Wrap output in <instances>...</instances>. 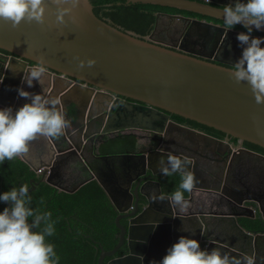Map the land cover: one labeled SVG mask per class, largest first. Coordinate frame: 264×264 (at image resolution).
I'll return each instance as SVG.
<instances>
[{
  "label": "water",
  "instance_id": "95a60500",
  "mask_svg": "<svg viewBox=\"0 0 264 264\" xmlns=\"http://www.w3.org/2000/svg\"><path fill=\"white\" fill-rule=\"evenodd\" d=\"M126 1L177 7L203 15L202 18H188L185 14L158 13L154 32L159 28L160 15L169 19L167 31L175 21L184 19L191 20L193 28L218 30V36L226 31L229 37H236L242 31L235 28L226 30L208 20L206 16L220 20L223 17L224 7L211 4V0ZM45 4L43 22L22 20L13 27L9 22L0 20V49L5 52L0 51V59L6 75L0 88L1 104L12 105L17 89L15 77L20 78L23 74L27 77L30 71L27 60H33L57 71L53 74L44 68V72L50 76L49 85L61 94L60 100L64 108L70 100L73 104L78 101L83 111H87V119L93 121L102 120L104 114L110 112L106 120L110 127L103 132L121 131L120 134H124L127 133L125 130L131 128L164 132L170 127H177L202 138L221 141L207 132L172 120L170 114L173 113L264 148V103H256L247 82H235L229 71L231 66L199 58L211 56H195L170 44L157 43L152 34L141 36L133 31L123 30L98 17L91 0H79L75 6L71 0H67L62 7L69 8L70 11L65 13L63 23L56 20L57 5L53 0H45ZM235 41L232 39L231 46ZM89 58L95 60L91 66L86 63ZM79 60H84L85 64L80 66ZM18 71L22 72L19 76ZM1 76L2 74L0 78ZM69 76L86 83L72 80ZM76 107H79L78 104ZM98 132L100 133L88 130L84 133V139L93 141L92 153L95 157L104 159L107 165L111 163V172L105 173L106 178L92 174L72 189H65L75 192L90 180L96 179L117 210L115 223L119 228L118 242L112 249L100 254L97 264H103L106 256L114 255L126 239L127 253L114 257L108 264H150L152 261H159L166 254V247L173 244L177 229L180 228L179 221L188 217H184L180 211H174L173 207L168 209L153 201L156 197L145 187L147 183H153L157 189L156 195L163 194L160 181L153 177L159 170L147 168L145 163L141 166L134 164L130 159L146 154L136 155L130 150L115 154L101 151L95 153ZM139 139L137 144L141 143ZM83 142L81 139L80 144L70 145L63 151H80ZM99 142L100 150L104 140L97 141ZM241 150L263 156L247 147H242ZM155 151L157 162L163 151ZM115 158L118 159V165L114 162ZM123 159H127L126 162ZM23 161L41 175V181L56 186L54 177L59 175V171L53 163L36 165L24 157ZM76 163L77 161L73 162V168ZM116 166L121 168L120 172ZM148 169L151 171L150 175H146ZM135 181L137 185L133 188ZM140 195L150 199V204L141 211L138 206ZM164 196L167 199L169 194ZM167 212L169 214L165 215ZM123 218H129L128 226L122 223ZM233 218L239 224L237 217ZM165 225H168V229H163ZM200 227L202 228L201 225ZM244 232L250 237L255 236L251 230ZM158 238L166 241L163 247L155 244ZM154 245H158V249ZM154 253H158V259H151Z\"/></svg>",
  "mask_w": 264,
  "mask_h": 264
},
{
  "label": "flooded vegetation",
  "instance_id": "af4514ba",
  "mask_svg": "<svg viewBox=\"0 0 264 264\" xmlns=\"http://www.w3.org/2000/svg\"><path fill=\"white\" fill-rule=\"evenodd\" d=\"M210 2L211 4L225 7V5L231 3V0H211ZM185 16L188 18L196 17L189 15ZM165 18V16L160 15L159 28L155 32L153 28V30L147 34H152L157 43L170 44L180 51L195 56H211H202L199 58L231 67L233 62L241 54V48L237 47L238 42L236 37H229L226 31L218 36L217 34L220 33L218 30L206 31L203 28H193L191 20L189 21L186 19L176 21L167 31L166 25L169 21H165ZM210 21H214L220 26H223L222 22L215 20ZM233 28L245 31L244 28H236L235 26ZM253 34L264 36V32L261 31L254 30ZM232 39L236 41L231 46ZM0 51L5 53L4 50L0 49ZM27 61V66L30 67L29 70L37 67L39 64L33 60ZM226 61L228 63H226ZM44 68L50 73H57L56 70L45 66ZM21 73V71H18L17 75L19 76ZM0 74H2L0 78L1 88L5 81L4 77L6 78L4 64L1 59ZM22 77H15L17 80V88L23 87L25 90L39 93L43 97L58 99L59 104L57 107L63 110L69 125L65 129L64 134L57 138L37 135L34 140L29 142L28 151L17 156V158L21 160H23V157L27 158L36 165L48 162L53 163L56 170L59 171V175L57 174V176L54 177L56 186H52L58 191L72 189L78 182L92 174H98L106 178L105 173L109 174L111 172L109 170V165L111 163L107 165L104 159L95 157L91 147L93 141L90 139L85 140L84 133L88 130L100 131V133L98 132L96 134L95 153H99V151L102 153V147L107 140L121 132H103L104 129L110 127L106 124L110 112L108 111V114L105 113L102 120L99 121L87 119V111H83L80 102H76L79 106L78 108L71 100L67 103L65 108L63 107L60 100L61 94L49 85L50 76H48V73L44 72L39 83L34 80L31 88L24 83ZM69 77L80 83H86L74 77ZM89 86L93 85L89 84ZM114 95L118 97V95ZM0 98H2L1 95ZM25 102L26 98L19 97L16 92L11 107L15 110ZM110 103L112 104V102ZM5 106L9 105L0 103V107ZM174 115L173 113L170 114L172 120L207 132L221 141H212L202 138L194 133L186 132L177 127H170L164 132L142 129L141 131H143V133L137 135L138 138L142 139L141 143L137 144V142L133 149H126L130 150V152H134L136 155L146 154L137 157L133 156L130 159L134 164L141 166L145 163L147 168L151 167L155 170H159V161L163 160L166 163L169 153L188 161L185 170L191 171L194 174L195 187L189 191L188 196H184L186 204L180 206L167 199L153 200L161 203L165 208L171 209V207H173L172 209H174V211H180L183 213L184 217H188L179 221L180 228L178 227L177 229L178 231L174 241L181 235L190 236L197 239L202 248H220L222 252H227L230 256L239 258H243V256L247 254L255 258V264H264V152L253 149L263 156L245 152L241 150V148H249L246 145V141H241L238 138L227 135L214 128L207 130L200 125H194V120L192 121L191 119L190 121H179ZM128 130L134 132L133 130L135 129L131 128ZM81 139H83L84 142L83 145L81 144L82 148L80 151H63L70 145L80 144ZM101 140H104V142L99 150L98 145L100 142L97 143V141ZM69 141H73V143ZM156 149H162L163 151V154L158 156L157 162ZM110 160L113 161V159ZM126 160L127 159H123L122 161L126 162ZM74 161H77L74 167L76 171H73ZM114 162L118 165L117 158L114 159ZM116 168L119 172L121 171V168L117 166ZM34 173L35 176L31 177L27 182L24 180L25 176H19L15 182L1 183L6 185L5 190L9 189L11 186H19L21 183H27L29 185V192L31 193L32 191H36L37 186L41 182H44L40 180L41 175L39 173ZM150 174L151 171L148 169L146 175ZM153 177L160 181L163 194H169L165 192L167 189L176 188L172 176H163L160 174V171H158ZM111 184L113 185L114 183ZM136 185L137 181L133 183L132 187L134 188ZM145 188H147L154 197H157V189L153 183H147ZM197 190L200 191V194H196ZM148 204H150V199L140 195L138 200L140 211ZM4 206V203H0V209ZM166 214L169 213L167 212L165 215ZM197 214L200 216H197ZM233 216L237 217L239 224H236ZM128 220L129 218H123L122 223L128 226ZM252 221H255V224H252ZM164 228L168 229V225H165L163 229ZM244 230H251L255 236L250 237L246 235ZM94 243L98 246L100 245V254L104 250H109L104 248V245L99 239H94ZM126 243L127 239L114 255L106 256L104 263L106 262V264H108L114 257L126 254ZM165 243L166 241H162L160 238L156 239L155 242V244H159L162 247ZM153 247L158 249V245H154ZM166 248L168 249V246ZM158 258V253H154L151 256L153 260Z\"/></svg>",
  "mask_w": 264,
  "mask_h": 264
},
{
  "label": "clouds",
  "instance_id": "9594fccd",
  "mask_svg": "<svg viewBox=\"0 0 264 264\" xmlns=\"http://www.w3.org/2000/svg\"><path fill=\"white\" fill-rule=\"evenodd\" d=\"M66 2L53 0L57 5L56 20L61 23L65 13L70 11L62 7ZM71 2L75 6L79 0ZM45 8V0H0V20L13 27L22 20L43 22ZM222 13L226 30L237 24L245 29L236 34L241 54L229 70L232 78L237 83L247 82L256 103H264V36L253 35L254 30L264 29V0H231ZM86 63L91 66L95 60L89 58ZM84 64V60H79L80 66ZM44 71L40 62L22 79L31 88L34 80L40 82ZM16 92L19 97L26 98L25 103L15 110L11 106L0 107V164L26 153L29 142L37 135L57 138L69 125L63 110L57 107L58 99L43 97L23 87H18ZM187 163L186 159L172 153L168 154L166 163L159 161L161 175L180 174L178 187L167 196L170 202L180 206L186 204L184 192L191 191L195 183L194 174L185 170ZM165 198L164 194L156 197L158 200ZM0 203L5 204L0 209V264H59L55 245L47 239L55 231L52 213L31 206L29 185L21 183L0 191ZM150 264H255V258L247 254L243 258L230 256L216 247L202 248L197 239L181 235L158 262Z\"/></svg>",
  "mask_w": 264,
  "mask_h": 264
},
{
  "label": "trees",
  "instance_id": "16d2710c",
  "mask_svg": "<svg viewBox=\"0 0 264 264\" xmlns=\"http://www.w3.org/2000/svg\"><path fill=\"white\" fill-rule=\"evenodd\" d=\"M91 1L98 17L123 30L133 31L141 36L147 35L153 30L158 13H179L203 17L202 14L196 12L153 3H128L126 0ZM206 18L223 23V20L210 16H206ZM235 27L243 28L238 24ZM174 116L179 121H190V119L176 114ZM193 124L200 125L207 130L212 129L196 121H193ZM137 140L138 136L134 132L117 134L109 138L103 145L102 153H120L126 149H133ZM246 145L264 152V148L259 145L248 141H246ZM19 176H25L24 180L27 182L35 176V173L20 158L14 157L12 160H5L0 164V191H5L6 188V185L1 182H15ZM171 176L177 188L180 174L174 173ZM176 188L167 189L165 192L171 194ZM188 193L189 191L184 192V196H188ZM30 195L33 208L52 213L51 219L55 221V231L47 239L55 245V250L60 257L59 264H97L100 245L95 244L94 239L101 240L105 249L113 248L118 242L119 229L115 223L117 211L96 179L90 180L72 193L58 191L52 185L41 182L36 191H32ZM252 224H255V221H252Z\"/></svg>",
  "mask_w": 264,
  "mask_h": 264
},
{
  "label": "rangeland",
  "instance_id": "374dc122",
  "mask_svg": "<svg viewBox=\"0 0 264 264\" xmlns=\"http://www.w3.org/2000/svg\"><path fill=\"white\" fill-rule=\"evenodd\" d=\"M165 21H169V19L168 18H165L164 19ZM171 21V20H170ZM176 22V21H175ZM175 22H174V24H175ZM159 24H160V18H159ZM159 24H158V26H159ZM130 131H132V130H125V132H130ZM137 135H139L140 133H143V131H141V130H133ZM111 135H114V134H111ZM140 141H142V139H139ZM196 194H200V191L199 190H197L196 191Z\"/></svg>",
  "mask_w": 264,
  "mask_h": 264
}]
</instances>
